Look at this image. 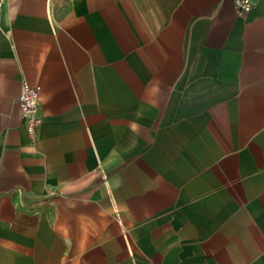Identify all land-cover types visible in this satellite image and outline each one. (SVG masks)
Here are the masks:
<instances>
[{
    "label": "crops",
    "instance_id": "crops-1",
    "mask_svg": "<svg viewBox=\"0 0 264 264\" xmlns=\"http://www.w3.org/2000/svg\"><path fill=\"white\" fill-rule=\"evenodd\" d=\"M0 264H264V0H6Z\"/></svg>",
    "mask_w": 264,
    "mask_h": 264
},
{
    "label": "built area",
    "instance_id": "built-area-1",
    "mask_svg": "<svg viewBox=\"0 0 264 264\" xmlns=\"http://www.w3.org/2000/svg\"><path fill=\"white\" fill-rule=\"evenodd\" d=\"M6 0H0V10ZM258 0H234V6L237 14H247L257 4ZM40 86L31 85L24 80L21 84L19 104L21 106L22 117L28 134L33 139L36 138V128L41 117L39 115L40 105Z\"/></svg>",
    "mask_w": 264,
    "mask_h": 264
}]
</instances>
